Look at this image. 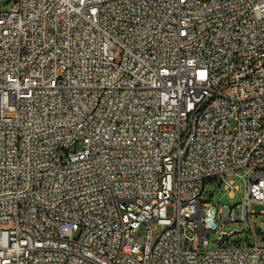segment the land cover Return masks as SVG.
Returning <instances> with one entry per match:
<instances>
[{
    "label": "built area",
    "instance_id": "built-area-1",
    "mask_svg": "<svg viewBox=\"0 0 264 264\" xmlns=\"http://www.w3.org/2000/svg\"><path fill=\"white\" fill-rule=\"evenodd\" d=\"M232 175L241 202L203 198L233 197ZM257 214L264 0L0 10V264H264ZM216 218L253 243L226 246Z\"/></svg>",
    "mask_w": 264,
    "mask_h": 264
},
{
    "label": "rangeland",
    "instance_id": "rangeland-1",
    "mask_svg": "<svg viewBox=\"0 0 264 264\" xmlns=\"http://www.w3.org/2000/svg\"><path fill=\"white\" fill-rule=\"evenodd\" d=\"M17 0H0V10H8L10 9ZM229 179L233 180L234 183L238 186V190L235 192L233 197H230L228 191L224 188V185L218 181H213L211 183H207L203 198L212 204H214L217 208L221 207L222 205H230L234 206L235 204L241 202L242 197L245 194V183L244 180L238 175H232ZM256 210L260 212L261 207L255 206ZM253 219L257 226H260L262 230H264V215L257 214L253 216ZM217 225L219 227V231H232L238 230V233H235L231 236L229 241L226 243V246H247L252 244L254 241V237L252 232L250 231V226L245 224H238L236 222H229L220 220L216 218ZM219 231H211L209 236V246L211 248L218 247V235ZM159 232V231H157ZM156 232V233H157ZM139 238L138 241L140 244L144 243L145 240V228L141 227L139 229Z\"/></svg>",
    "mask_w": 264,
    "mask_h": 264
},
{
    "label": "water",
    "instance_id": "water-1",
    "mask_svg": "<svg viewBox=\"0 0 264 264\" xmlns=\"http://www.w3.org/2000/svg\"><path fill=\"white\" fill-rule=\"evenodd\" d=\"M256 229H257V231H258L260 234L264 235V230H262L260 226H258ZM236 232H237V231H236ZM228 238H229L228 235H224L223 239L220 240L218 244H219V245H222L223 242H224L225 240H227Z\"/></svg>",
    "mask_w": 264,
    "mask_h": 264
}]
</instances>
